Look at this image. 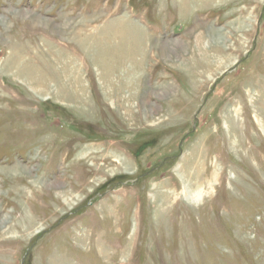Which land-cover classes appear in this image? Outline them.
<instances>
[{"label": "rangeland", "instance_id": "obj_1", "mask_svg": "<svg viewBox=\"0 0 264 264\" xmlns=\"http://www.w3.org/2000/svg\"><path fill=\"white\" fill-rule=\"evenodd\" d=\"M263 127L264 0H0V264H264Z\"/></svg>", "mask_w": 264, "mask_h": 264}, {"label": "bare ground", "instance_id": "obj_2", "mask_svg": "<svg viewBox=\"0 0 264 264\" xmlns=\"http://www.w3.org/2000/svg\"><path fill=\"white\" fill-rule=\"evenodd\" d=\"M128 22H131V21H129L128 20ZM138 26V25H137ZM55 27H56V25H55ZM138 33H137V35H136V37H135V39H134V43L136 42V44L138 45V42L139 41H142L141 40V38L146 42V44H148V37H147V32L146 31H144L141 27H139L138 26ZM162 40V39H161ZM154 41H155V44H157L158 42H159V39H155L154 38ZM161 42V41H160ZM89 43H91V40L89 41ZM105 43V42H104ZM91 44H93V43H91ZM95 44H97V45H94L93 44V49L94 48H97L98 50H103L101 53H100V55H98L97 57V61L99 62H101V63H103V65H104V62L105 63H107V62H112L111 64H113L112 65V68L108 65V64H105L107 67L109 66V68H107L106 66H105V68H103V69H105V70H103L102 72H104L103 74H105V75H107V74H109V72H111V71H113V68H114V66L117 68L118 66H119V63L117 64V62H116V60H111V59H109V58H111L110 56V54H109V52L108 53H105L104 52V48H105V46L106 47H109L108 45H106V44H103V42H101V41H99V42H95ZM161 44V43H160ZM87 47H88V49H91L92 48V46H89V45H87ZM136 48H138L137 46H135ZM101 48V49H100ZM121 49V48H120ZM96 50V49H95ZM107 50V49H106ZM123 50V49H122ZM141 50V49H140ZM52 51V50H51ZM94 51V50H93ZM99 52V51H98ZM118 53H120L121 55H122V52H118ZM64 54V55H63ZM99 54V53H98ZM114 54V53H113ZM58 55H61L60 57H65V58H68V57H70V55H68L67 53H65V51H61V50H59L58 51ZM119 55V54H118ZM117 55V56H118ZM140 56H144V50L142 51V52H140V54H139ZM146 56L148 55V54H145ZM149 56V55H148ZM126 59V58H125ZM146 57H145V61H146ZM56 60V59H55ZM136 60V62H138L137 61V58L135 59ZM140 62L141 61H143V60H141V58L140 59H138ZM124 63V62H123ZM117 64V65H116ZM140 64V63H139ZM123 65V64H122ZM71 67V66H70ZM15 71V70H14ZM129 72V71H128ZM131 72V71H130ZM137 72V71H136ZM69 73V72H68ZM132 73V72H131ZM130 73V74H131ZM126 74V73H125ZM124 74V75H125ZM28 76L26 77L27 78V80L31 83V84H33V86L34 87H37L38 89H41L42 90V88H41V85L39 86L38 84H39V82L41 81L40 80V78L38 77V75H29V74H27ZM140 75V74H139ZM129 76H131V75H129ZM110 77V76H109ZM112 77V76H111ZM133 77V76H132ZM136 77V76H135ZM109 79V78H108ZM110 79H112V78H110ZM75 81H72L71 83H72V86L74 87V88H76V91L78 92V87H80V91L82 90L83 92H78L79 94H83L84 92H85V86H84V83L82 82V81H78V79L76 78V79H74ZM104 80V79H103ZM126 80V79H125ZM113 81V80H112ZM130 81H131V79H130ZM129 81V82H130ZM134 81V80H133ZM105 82V81H104ZM120 84H122V83H120ZM119 86V85H118ZM123 86V85H122ZM125 86V85H124ZM114 87H115V85H114ZM127 87H129V86H127ZM120 88V87H119ZM128 89V88H127ZM119 96V95H118ZM117 96V97H118ZM257 121L259 122V124L262 126V123H261V121H260V118L259 117H257ZM264 128V127H263ZM188 175V174H187ZM199 196V195H198Z\"/></svg>", "mask_w": 264, "mask_h": 264}, {"label": "crops", "instance_id": "obj_3", "mask_svg": "<svg viewBox=\"0 0 264 264\" xmlns=\"http://www.w3.org/2000/svg\"><path fill=\"white\" fill-rule=\"evenodd\" d=\"M141 40H142V41H139V42H138V45L143 46L146 42H145L142 38H141Z\"/></svg>", "mask_w": 264, "mask_h": 264}]
</instances>
